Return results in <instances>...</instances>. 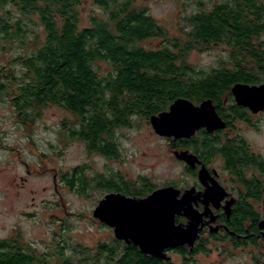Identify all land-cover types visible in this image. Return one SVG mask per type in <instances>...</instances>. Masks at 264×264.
Returning <instances> with one entry per match:
<instances>
[{
    "label": "trees",
    "instance_id": "16d2710c",
    "mask_svg": "<svg viewBox=\"0 0 264 264\" xmlns=\"http://www.w3.org/2000/svg\"><path fill=\"white\" fill-rule=\"evenodd\" d=\"M95 1L104 13L93 14L89 25L82 26L81 0H0V38L27 44L26 37L32 33L28 51L18 59L23 74L18 76L0 66V94L8 92L13 96L23 123L34 120L45 107H63L75 118L74 124L63 123L71 137L83 140L92 151L118 158L119 129L133 126L137 116L149 121L181 97L196 103L213 99L222 118L228 121L227 129L237 119L252 120L249 110L236 105L231 91L240 82L264 83V0H229L215 4L211 10L186 15L180 18L177 36H172L148 8L136 5L135 0ZM11 7L18 11V17ZM33 25L36 29H30ZM38 25L42 31H38ZM154 38L161 39L159 48L143 45ZM219 44L230 49L228 63L208 71H198L189 63L192 51ZM101 63L110 70L102 71ZM223 133L224 130L208 133L203 129L191 139L168 141L171 150L191 148L206 162L216 155L226 158L225 169L241 193L236 211L240 229L256 230L261 219L256 204L264 197V160L251 151L243 137L230 138ZM250 166L262 176L247 177ZM186 170L197 176L189 166ZM76 174L62 175L73 189L81 175ZM81 180L79 192L83 194L90 181ZM95 181L108 191L136 197L147 196L156 188L148 178L123 179L122 183L114 179ZM182 220L185 219L178 217L177 221ZM256 242L234 244L257 246ZM201 243H205L204 237L193 251L185 246L176 252L190 260L201 251ZM95 250L84 262L175 264L172 259L145 254L134 244L116 238L99 243ZM259 255L253 264H264V253ZM74 262L67 251L57 255L40 252L24 243L20 235L0 238V264Z\"/></svg>",
    "mask_w": 264,
    "mask_h": 264
},
{
    "label": "rangeland",
    "instance_id": "374dc122",
    "mask_svg": "<svg viewBox=\"0 0 264 264\" xmlns=\"http://www.w3.org/2000/svg\"><path fill=\"white\" fill-rule=\"evenodd\" d=\"M135 1L136 5L148 8L149 13L160 20L172 36H177L182 23L180 18L200 10H211L215 4L229 0ZM11 9L14 10L13 7ZM80 10L82 26L89 25L93 14L104 13L95 0H81ZM13 13L19 16L17 10ZM30 29H36V26H30ZM37 29L42 31L43 27L38 25ZM31 36L32 33L26 37L27 44L17 39L0 38V66L21 76L23 67L18 59L28 51ZM161 43V39L154 38L143 45L159 48ZM229 54L230 49L225 44H219L196 49L188 55V59L194 69L208 71L228 63ZM101 67L104 72L110 70L105 63H101ZM12 100L10 93L0 94L2 240L20 235L24 243L40 252L57 255L63 250L75 260L74 263L88 264L84 259L89 254H95L99 243L115 238L114 229L102 224L93 212L103 197L115 191L98 187L96 178L103 181L114 179L120 183L123 179L148 178L155 189L174 185L186 190L200 184L198 176L186 170L188 165L175 158L168 139L155 133L152 124L146 119L137 116L133 126L118 130L120 156L112 158L88 149L86 142L71 137L63 123L68 121L74 124L75 118L65 108L50 105L43 108L34 120L23 123ZM253 117L254 124L237 119L234 126L224 130L223 134L230 138L243 137L255 155L264 156V113ZM211 167L225 170L220 157L215 159ZM63 174L68 177L78 175L76 188H71L63 180ZM82 178L90 181L83 194L79 192ZM229 179L230 176L225 174V180H228L225 184L230 188L236 187L237 184ZM256 205L264 214L263 203ZM182 222L186 223L187 218ZM203 237L205 243H201V251L193 258L186 260L175 249L168 252L170 259L175 264H253L254 257L264 253V241L261 239L256 242L257 246H235L231 240H220L207 234Z\"/></svg>",
    "mask_w": 264,
    "mask_h": 264
},
{
    "label": "water",
    "instance_id": "95a60500",
    "mask_svg": "<svg viewBox=\"0 0 264 264\" xmlns=\"http://www.w3.org/2000/svg\"><path fill=\"white\" fill-rule=\"evenodd\" d=\"M231 93L236 105L249 108L253 113L264 111V83L240 82ZM149 121L155 133L175 140L191 139L203 129L214 133L228 127V121L222 118L211 98L196 103L181 97L168 110L152 115ZM175 156L190 169L201 165L198 178L205 187L203 191L196 186L183 190L174 185H164L144 197L115 191L103 197L93 211L102 224L114 229L116 239L134 244L143 253L161 259H170L168 252L180 247L188 246L193 251L201 237L200 232L207 224L205 219L209 218V224L216 221L217 215L210 205L219 208L222 201L230 196L217 179L218 171L208 169L197 154L190 150H177ZM199 201L205 204L204 211L195 207ZM235 201L232 198L224 205L228 218ZM178 217L187 218V222H178ZM260 228L264 229V219ZM211 229L217 232L220 227L212 225Z\"/></svg>",
    "mask_w": 264,
    "mask_h": 264
},
{
    "label": "flooded vegetation",
    "instance_id": "af4514ba",
    "mask_svg": "<svg viewBox=\"0 0 264 264\" xmlns=\"http://www.w3.org/2000/svg\"><path fill=\"white\" fill-rule=\"evenodd\" d=\"M243 107V106H242ZM245 109L249 110V112L251 113L252 111L249 109V108H246L244 107ZM264 113V111H261ZM259 112V113H261ZM253 113V112H252ZM250 115V117H252L251 121L250 120H240L242 122H249L251 124H254L253 122V116L258 114V113H254ZM168 139V138H167ZM178 150H190L191 152L195 153L191 148H184V149H178ZM174 152H176L177 150H172ZM197 154V153H195ZM198 155V154H197ZM200 155H198L199 157ZM259 156V155H258ZM222 158L223 160V163H224V169L227 168V160L225 157H222V156H219V155H216L212 160H210L209 162H206L204 161L203 159L202 162L203 164H205L208 169H210L212 172H214V169L212 166L213 162L215 161L216 158ZM263 160H264V156H262ZM187 165V164H186ZM200 166L199 165L196 169H192L194 170V172H196V175L198 176V169H200ZM218 171L219 175L217 176V179L218 181L224 186L226 187L227 189V192L230 194V196H227L223 201H222V204L219 206V208H216L214 207L213 204L210 205V207H212L214 213L217 215V218H216V221L213 223V224H209L208 221H209V218H206V222L207 224L205 225L204 229L202 230L201 233V237L200 239L197 241L196 244H198V242L201 240V238H203L204 234H207L209 235L210 237H218L220 240L223 239V240H231L232 242L234 243H237L238 241H242V243L244 241H248V242H251L252 240H257L259 241L260 239L264 241V229H261L260 228V222L264 219V214L261 213V216H260V221L258 222V227L256 230H251V229H240V219L239 217L236 215V211L238 209V205L240 203V197H241V193H238L239 192V188H238V184L236 187H233V188H230L229 185H226L225 183H227L228 180H225V174L229 175L230 176V181H232L231 179L233 178L229 173L228 170H223V171H219L218 169H215ZM258 174V175H257ZM263 174V173H262ZM246 175L247 177H260L262 176L261 173L255 168V167H249V169L246 171ZM264 176V175H263ZM264 178V177H263ZM197 189L200 190V191H203L205 189L204 185H202L201 183L196 185ZM232 198H235L236 201L234 202L232 206V214L231 216L228 218V215L226 213V209H225V206L227 201L232 199ZM264 202V197L262 199V203ZM264 204V203H263ZM205 204L201 201L198 202V204H196L195 207L199 208L200 210L204 211L205 210ZM180 218H183V219H186L184 217H180ZM179 222V221H178ZM182 222V221H180ZM214 225V227H220L219 230L216 231H212L211 229V226ZM235 239V241H234ZM264 243V242H263ZM195 244V245H196ZM197 246V245H196ZM188 247V246H187Z\"/></svg>",
    "mask_w": 264,
    "mask_h": 264
}]
</instances>
